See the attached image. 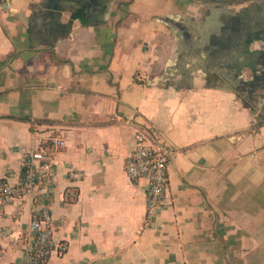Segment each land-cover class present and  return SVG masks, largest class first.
Listing matches in <instances>:
<instances>
[{
    "label": "crops",
    "instance_id": "1",
    "mask_svg": "<svg viewBox=\"0 0 264 264\" xmlns=\"http://www.w3.org/2000/svg\"><path fill=\"white\" fill-rule=\"evenodd\" d=\"M137 129L171 150L148 224L147 182L123 171ZM37 134L66 147L32 198H0V264L24 261L42 204L68 245L48 264H264L249 228L264 211V0H10L0 180H20Z\"/></svg>",
    "mask_w": 264,
    "mask_h": 264
},
{
    "label": "built area",
    "instance_id": "2",
    "mask_svg": "<svg viewBox=\"0 0 264 264\" xmlns=\"http://www.w3.org/2000/svg\"><path fill=\"white\" fill-rule=\"evenodd\" d=\"M9 2L10 0H0V7ZM34 136L37 147L23 155L20 180L15 184L0 180V198H32L42 175L46 177V181H50V158L53 151L66 147V141L51 134ZM134 140L135 146L124 161L123 171L132 181L144 178L147 182L144 223L148 224L157 214L169 189L171 150L143 129L136 130ZM68 177L79 181L83 178V172L71 170ZM23 246L25 259L20 264H48L53 252L64 253L67 250V243L58 241L54 235L49 206L42 204L32 210L28 229L23 236Z\"/></svg>",
    "mask_w": 264,
    "mask_h": 264
},
{
    "label": "rangeland",
    "instance_id": "3",
    "mask_svg": "<svg viewBox=\"0 0 264 264\" xmlns=\"http://www.w3.org/2000/svg\"><path fill=\"white\" fill-rule=\"evenodd\" d=\"M257 120H253L252 121V125H256ZM244 195H246L243 192ZM247 198L249 199V196L247 194ZM262 201V200H261ZM260 201V202H261ZM264 211L263 209H259V220L263 221V222H259L257 225L251 223L250 227L251 230H256V232L258 233V238L256 240L257 244L256 246L259 248V254H258V262L261 263V260L264 261ZM254 244V241L252 240V246Z\"/></svg>",
    "mask_w": 264,
    "mask_h": 264
},
{
    "label": "trees",
    "instance_id": "4",
    "mask_svg": "<svg viewBox=\"0 0 264 264\" xmlns=\"http://www.w3.org/2000/svg\"><path fill=\"white\" fill-rule=\"evenodd\" d=\"M23 119H27V118L24 117ZM260 124H261V123L258 121V122H257V126H260ZM31 130H34V128H33L32 126H31Z\"/></svg>",
    "mask_w": 264,
    "mask_h": 264
}]
</instances>
